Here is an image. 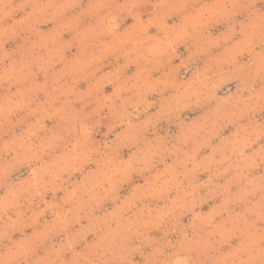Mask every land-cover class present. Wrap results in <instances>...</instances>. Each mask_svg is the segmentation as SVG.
<instances>
[{"label": "clouds", "instance_id": "1", "mask_svg": "<svg viewBox=\"0 0 264 264\" xmlns=\"http://www.w3.org/2000/svg\"><path fill=\"white\" fill-rule=\"evenodd\" d=\"M0 264H264V0H0Z\"/></svg>", "mask_w": 264, "mask_h": 264}, {"label": "rangeland", "instance_id": "2", "mask_svg": "<svg viewBox=\"0 0 264 264\" xmlns=\"http://www.w3.org/2000/svg\"><path fill=\"white\" fill-rule=\"evenodd\" d=\"M131 21H129V23H130ZM170 23H171V21H170ZM49 27H50V25H49ZM181 51L183 52V49H181ZM134 70V69H133ZM84 85H81V87H83ZM231 87L233 88V90H234V88H235V85H231ZM111 88H108L107 89V91L108 92H111ZM227 89H225V91H226ZM220 94H223V92H221ZM197 113H191V112H189V113H186V115L187 116H189V117H191V116H193V115H196ZM104 130L102 129L101 130V132H103ZM173 131H175V129H173ZM112 137H110V139H111ZM97 139H102V136H97ZM124 155H125V157H127V155H128V152H127V150L125 151V153H124ZM203 178H206V177H202V179ZM137 182H142V181H137ZM123 194H126V192H122V195ZM50 198V197H49ZM108 207L110 208L111 207V204H109L108 205ZM208 210V206L206 205L205 206V208H204V211H207ZM185 222H187V219H186V221ZM158 235V234H157ZM91 239V238H90Z\"/></svg>", "mask_w": 264, "mask_h": 264}]
</instances>
